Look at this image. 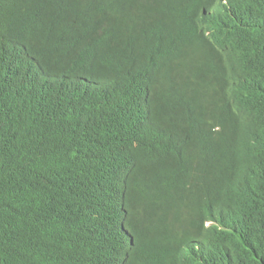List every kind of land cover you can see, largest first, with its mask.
Returning a JSON list of instances; mask_svg holds the SVG:
<instances>
[{"label":"trees","instance_id":"trees-1","mask_svg":"<svg viewBox=\"0 0 264 264\" xmlns=\"http://www.w3.org/2000/svg\"><path fill=\"white\" fill-rule=\"evenodd\" d=\"M259 4L0 0V264H264Z\"/></svg>","mask_w":264,"mask_h":264},{"label":"clouds","instance_id":"clouds-1","mask_svg":"<svg viewBox=\"0 0 264 264\" xmlns=\"http://www.w3.org/2000/svg\"><path fill=\"white\" fill-rule=\"evenodd\" d=\"M222 4H237L246 2L248 0H220ZM263 0H259V10L256 17H264V9H260ZM212 78L209 75V69H206L201 75L188 76L186 73L180 72L178 68H173L171 71L170 95L178 96L185 91L202 90L205 91L211 86ZM192 96V95H190ZM226 175L220 170V173L215 179L205 180L202 184V189L206 194L204 207L209 215L220 216L223 219L233 222L231 210L227 206V202L223 198V194L228 183ZM264 181V175L262 176ZM196 223L200 224L195 237L199 234H213L215 237L219 236L214 232V228H219V223L214 220H199Z\"/></svg>","mask_w":264,"mask_h":264},{"label":"bare ground","instance_id":"bare-ground-1","mask_svg":"<svg viewBox=\"0 0 264 264\" xmlns=\"http://www.w3.org/2000/svg\"><path fill=\"white\" fill-rule=\"evenodd\" d=\"M129 248V247H128ZM128 251V250H127ZM123 254H124V252H123ZM119 262V261H118Z\"/></svg>","mask_w":264,"mask_h":264}]
</instances>
